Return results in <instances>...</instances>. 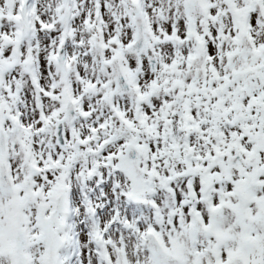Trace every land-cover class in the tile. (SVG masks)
I'll use <instances>...</instances> for the list:
<instances>
[{
  "label": "snow or ice",
  "instance_id": "snow-or-ice-1",
  "mask_svg": "<svg viewBox=\"0 0 264 264\" xmlns=\"http://www.w3.org/2000/svg\"><path fill=\"white\" fill-rule=\"evenodd\" d=\"M0 264H264V0H0Z\"/></svg>",
  "mask_w": 264,
  "mask_h": 264
}]
</instances>
